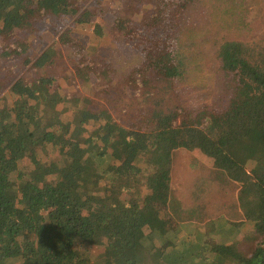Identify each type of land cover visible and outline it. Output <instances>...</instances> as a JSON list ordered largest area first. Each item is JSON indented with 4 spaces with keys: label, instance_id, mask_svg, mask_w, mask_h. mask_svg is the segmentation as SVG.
<instances>
[{
    "label": "trees",
    "instance_id": "16d2710c",
    "mask_svg": "<svg viewBox=\"0 0 264 264\" xmlns=\"http://www.w3.org/2000/svg\"><path fill=\"white\" fill-rule=\"evenodd\" d=\"M88 1L0 0V264H264V40L215 38L227 95L189 108L183 22L197 0ZM94 8L142 54L126 74L73 31ZM131 98L151 110L146 129L122 119ZM178 148L238 184L242 219L162 210Z\"/></svg>",
    "mask_w": 264,
    "mask_h": 264
},
{
    "label": "rangeland",
    "instance_id": "374dc122",
    "mask_svg": "<svg viewBox=\"0 0 264 264\" xmlns=\"http://www.w3.org/2000/svg\"><path fill=\"white\" fill-rule=\"evenodd\" d=\"M92 1L89 0L88 4ZM215 2L197 0L187 11L183 22L186 27L183 39L186 40L188 67L184 71L185 76L178 94L180 102L189 108L203 103L219 104L225 100L224 77L218 72V62L212 56L215 38L240 36L250 42L264 40V0ZM102 4L106 6L108 2L103 1ZM226 4L233 12H224ZM241 10L245 11V18L240 25ZM93 12L97 14L90 23L73 26L75 35L91 51H96L98 56L111 62L117 73L126 74L142 61L141 52L126 44L118 33L110 30L109 26L114 18L111 13L101 14L96 8ZM207 12L214 14L210 16ZM46 37L45 43L36 54L57 40V34L49 33ZM63 64L66 66V76L62 85L67 86L72 79L69 72H73L72 67L77 64V56L70 59L65 57ZM74 81L76 82H71ZM94 82L92 79L91 83L80 84L79 90L87 96L93 95ZM7 88L0 91V105L5 102L4 94ZM127 103L122 115L124 122L137 130L146 129L150 122L151 110L141 107V100L137 98H131ZM53 152L55 151H51V155L54 156ZM171 154L170 194L168 200L160 204L162 210H169V204L173 203L170 206L177 207V212L182 217L194 212L192 214L195 220L196 214H200L205 221L218 217L242 219L237 202L236 182L228 180L222 171L213 168L202 155L193 150L178 148ZM241 234L243 233L238 235L242 238L244 235Z\"/></svg>",
    "mask_w": 264,
    "mask_h": 264
}]
</instances>
